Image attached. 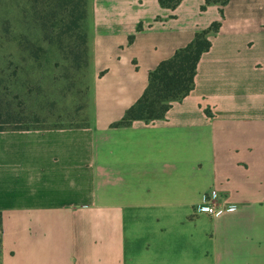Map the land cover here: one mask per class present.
I'll use <instances>...</instances> for the list:
<instances>
[{
    "label": "crops",
    "instance_id": "0c3cea01",
    "mask_svg": "<svg viewBox=\"0 0 264 264\" xmlns=\"http://www.w3.org/2000/svg\"><path fill=\"white\" fill-rule=\"evenodd\" d=\"M89 123L0 132V264H264V0H87ZM220 22L194 90L113 127ZM238 205L198 212L206 192Z\"/></svg>",
    "mask_w": 264,
    "mask_h": 264
},
{
    "label": "trees",
    "instance_id": "16d2710c",
    "mask_svg": "<svg viewBox=\"0 0 264 264\" xmlns=\"http://www.w3.org/2000/svg\"><path fill=\"white\" fill-rule=\"evenodd\" d=\"M19 2L23 18L33 13L36 23H40L43 40H32L24 31L11 38L9 30L1 37V44L15 42L23 52V62H41L50 48H56L63 60L75 69L89 68V47L86 20L88 17L87 0H15ZM183 0H160L163 8L175 9ZM230 0H205L202 10L218 5L224 17V8ZM24 14H26L24 16ZM220 22H215L208 30L199 32L185 48L159 64L151 72L149 85L142 97L127 110L123 119L113 127H127L135 121L150 123L164 119L175 102L187 97L195 88V78L202 56L212 47L210 35L219 32ZM30 126L19 122L1 120L0 132L32 131ZM2 215L0 213V233ZM1 245V234H0Z\"/></svg>",
    "mask_w": 264,
    "mask_h": 264
},
{
    "label": "rangeland",
    "instance_id": "374dc122",
    "mask_svg": "<svg viewBox=\"0 0 264 264\" xmlns=\"http://www.w3.org/2000/svg\"><path fill=\"white\" fill-rule=\"evenodd\" d=\"M19 2L0 0V118L32 129L82 128L89 123V68L81 70L50 48L41 62H23L15 43L2 45L7 31H24L32 40H43L33 13L24 19ZM26 14H24L25 16ZM34 131V130H33Z\"/></svg>",
    "mask_w": 264,
    "mask_h": 264
},
{
    "label": "built area",
    "instance_id": "2783aa9c",
    "mask_svg": "<svg viewBox=\"0 0 264 264\" xmlns=\"http://www.w3.org/2000/svg\"><path fill=\"white\" fill-rule=\"evenodd\" d=\"M198 212L212 217H220L229 211H236L238 205L222 200L218 192L210 191L203 195L202 202L198 205Z\"/></svg>",
    "mask_w": 264,
    "mask_h": 264
}]
</instances>
